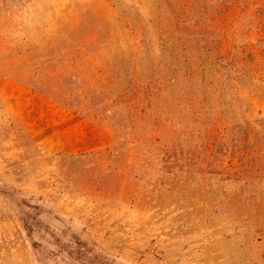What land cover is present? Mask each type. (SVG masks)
I'll return each mask as SVG.
<instances>
[{
  "label": "rangeland",
  "instance_id": "obj_1",
  "mask_svg": "<svg viewBox=\"0 0 264 264\" xmlns=\"http://www.w3.org/2000/svg\"><path fill=\"white\" fill-rule=\"evenodd\" d=\"M0 264H264V0H0Z\"/></svg>",
  "mask_w": 264,
  "mask_h": 264
},
{
  "label": "trees",
  "instance_id": "obj_2",
  "mask_svg": "<svg viewBox=\"0 0 264 264\" xmlns=\"http://www.w3.org/2000/svg\"><path fill=\"white\" fill-rule=\"evenodd\" d=\"M175 77H176V76H175ZM175 77L173 78L174 80H175ZM178 77H180V78H184V79H186V81H191L192 73H191V71L189 70V68L187 67V68L185 69V71H184L182 74H180ZM167 84H168V83H167ZM164 86H166V84L163 85V88H162V89H164Z\"/></svg>",
  "mask_w": 264,
  "mask_h": 264
}]
</instances>
